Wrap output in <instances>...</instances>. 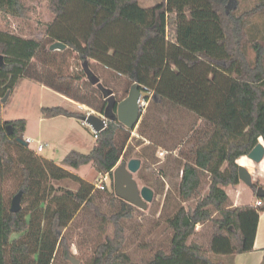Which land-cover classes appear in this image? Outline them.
Returning <instances> with one entry per match:
<instances>
[{
  "label": "trees",
  "instance_id": "trees-1",
  "mask_svg": "<svg viewBox=\"0 0 264 264\" xmlns=\"http://www.w3.org/2000/svg\"><path fill=\"white\" fill-rule=\"evenodd\" d=\"M242 3L163 0L142 7L139 0H47L55 19L47 24L45 35L50 42L65 43L63 50L47 51L42 39L0 30L4 56L0 66V264H56L60 250L68 262V230L79 213L113 226V235L99 241L82 264H225V257L254 249L264 197H259L261 204L231 206L225 189L241 182L239 159L248 156L260 138L264 140V26L251 19L256 15L264 19V0H251L241 10ZM0 11L29 20L34 9L26 0H0ZM47 52L45 64L54 63L56 52H74L85 65L92 60L113 71L115 78H125L130 87L137 82L141 89L148 88L155 108L184 109L199 121L190 156L180 152L177 157L181 176L176 185L178 203L166 219L172 232L169 249L156 250L148 261H134L125 249L123 219L133 216V205L106 188L102 191H108L112 206L118 200L124 205L108 214L97 200L96 185L72 171L92 163L99 174L109 173L114 184L119 162L148 158L146 149L137 157L132 155L130 143L137 125L129 129L118 120L122 99L113 96L110 106L107 98L112 95L103 88L106 96H98L101 101L96 106L108 124L89 153L71 150L64 157L65 166L19 141L24 140L26 119L2 117L1 99ZM47 72L53 77L45 84L67 94L54 82L59 72L50 68ZM83 103L94 108L91 102ZM42 113L45 118L65 115L83 120L86 116L62 105L43 106ZM9 177L23 191L26 204L17 212L11 211V193L3 189ZM68 178L79 183L77 190L49 183ZM204 178L209 180L205 195L201 194ZM257 187L255 182L254 192ZM170 198L168 192L166 204ZM191 199H196L194 206L183 204ZM206 222L212 224L208 244L190 241L197 226ZM105 229V224L100 225L103 233ZM14 234L22 235L12 239Z\"/></svg>",
  "mask_w": 264,
  "mask_h": 264
},
{
  "label": "rangeland",
  "instance_id": "rangeland-1",
  "mask_svg": "<svg viewBox=\"0 0 264 264\" xmlns=\"http://www.w3.org/2000/svg\"><path fill=\"white\" fill-rule=\"evenodd\" d=\"M139 1L142 7H153L163 0ZM26 2L34 9L32 18L26 20L9 16L0 11V30H8L24 37L42 39L46 42L48 51L53 42H50L51 39L46 37L45 30L47 24L55 19V15L50 12L47 0H26ZM250 3L251 0H243L241 10ZM261 17L256 15L251 19L264 26V19ZM45 54L34 60L28 75L20 78L10 91L5 102L2 103V117L5 120L26 119L27 127L24 138L32 137L40 140L45 144V149L39 155L65 166L64 157L71 150H78L83 153L91 151L96 142L92 126L84 123L81 119L65 115L45 118L42 107L62 105L84 114L92 112L103 115L96 106L101 101L98 96L102 95L103 98L106 96L102 91L103 88L108 90L109 95H112L107 98L110 102L109 105L112 106L114 97L121 100L128 96L130 85L124 81L125 78L119 77L120 80L115 78L118 76L113 71L92 60H89L88 65H85L74 52H56L54 53L55 61L50 64L49 62L45 64L43 57H47L49 53ZM48 68L59 72L60 77L56 76L54 82L61 86L67 94L60 93L45 84L47 79L53 77L47 72ZM78 75L80 78L77 77ZM93 76L97 78L96 83L92 80ZM63 96L64 98H62ZM84 101L94 104V108L83 103ZM196 122H199L197 117L184 109L173 108L170 105L155 108L151 98L147 110L141 114L137 127L132 133L134 136L130 143L133 146L132 155L137 157L146 149L148 156L144 162L141 160V168L134 174V177L140 188L149 186L154 190V198L148 203L146 209L133 205V216L123 219L127 229L125 249L134 261H148L156 250L160 248L169 249L172 232L166 219L178 203L176 185L181 176L177 157L180 152L190 156L191 139L194 136ZM140 133L147 136V139H142ZM29 146L31 149H35L37 144L34 143ZM72 171L95 185L104 183L109 191L114 190L115 192L111 176L105 179L103 177L105 174H99L92 163L82 165ZM142 175L143 178L140 177ZM49 183L55 188L72 190L79 188V183L69 178L58 181L50 180ZM208 184V178H204L201 194L207 193ZM246 186L245 188H248V185ZM231 188L228 186L229 192L233 195ZM3 189L11 193L12 204L13 197L19 192L15 187L13 177L7 179ZM96 189L97 200L101 204V208L108 214H112L120 206H124L119 200L116 201L117 206H112L108 191H102L97 186ZM168 192H171V198L166 204ZM246 198L244 193L241 201H246ZM195 203L196 199L183 202L185 206H194ZM25 205L22 201V207ZM102 224L106 225V233L100 230ZM68 231L70 255L78 258L79 264H82L90 258L99 241L104 240L106 235H113V226L109 222H102L93 216H83L82 213H79L69 226ZM21 235L14 234L12 239L19 238ZM211 235L212 224L206 222L197 226V231L190 238V241L193 240L206 245ZM56 264H72V262L70 260L65 261L60 250Z\"/></svg>",
  "mask_w": 264,
  "mask_h": 264
},
{
  "label": "water",
  "instance_id": "water-1",
  "mask_svg": "<svg viewBox=\"0 0 264 264\" xmlns=\"http://www.w3.org/2000/svg\"><path fill=\"white\" fill-rule=\"evenodd\" d=\"M50 50H63L67 48V45L62 41H54L50 45ZM4 65V56L0 54V66ZM94 83L97 82L95 76L92 77ZM10 91L1 99L2 103L5 102ZM111 93V92H110ZM141 97L149 98L150 93L148 91L142 90L140 85L135 82L130 87L128 96L122 99L117 105V118L124 124L127 128H134L139 118L142 114V110L139 105V99ZM88 123L98 132L102 131L105 128L104 119L101 115L91 113L88 116ZM11 129V127H8ZM20 142L26 143L25 140L19 139ZM27 144V143H26ZM253 162L259 163L264 159V144L259 142L248 154ZM141 168V160L139 158H131L129 161H121L116 166L114 170V188L115 194L119 198L125 200L126 202L138 206L142 209H146L148 203H150L154 198V190L149 186L139 187L137 180L134 177V174L138 172ZM239 178L240 181L246 185L252 187L253 177L250 171L244 165H239ZM256 195L258 197H264V187L258 186ZM22 197L23 191L20 190L12 199L11 211L17 212L22 208ZM68 259L72 264H79L80 260L75 256L68 255Z\"/></svg>",
  "mask_w": 264,
  "mask_h": 264
},
{
  "label": "crops",
  "instance_id": "crops-1",
  "mask_svg": "<svg viewBox=\"0 0 264 264\" xmlns=\"http://www.w3.org/2000/svg\"><path fill=\"white\" fill-rule=\"evenodd\" d=\"M251 56H254V52H251ZM62 98H64V96ZM259 142L264 144L263 138H260ZM238 163L247 167L252 174L254 183L256 182L258 183V186L264 187V159L261 162L256 163L248 158V156H243L239 159ZM245 186L246 184L242 181L236 186H231L233 195L229 192L228 186L225 187L230 197L231 206L257 204L259 197L256 195V192H254L252 187L248 186V188H245ZM244 193L247 196L246 201H241ZM224 261L225 264H264V211L260 214L254 249L250 252L225 257Z\"/></svg>",
  "mask_w": 264,
  "mask_h": 264
},
{
  "label": "built area",
  "instance_id": "built-area-1",
  "mask_svg": "<svg viewBox=\"0 0 264 264\" xmlns=\"http://www.w3.org/2000/svg\"><path fill=\"white\" fill-rule=\"evenodd\" d=\"M142 90L148 91V92L150 93V97H149V98L141 97V98L139 99V105H140V108H141L142 113H143L144 111L147 110V108H148V106H149V104H150V101H151V98H152V92H151L148 88H144V89H142ZM91 113H92V112H88V113L86 114V116L83 118V122H84V123L89 124V123H88V116H89ZM101 117L104 119V124H105V127H106L107 124H108V121H109V120H108V118H107L105 115H101ZM89 125H90V124H89ZM90 126H91V125H90ZM92 129H93L94 136L97 138L99 132L96 131L93 127H92ZM24 140L26 141V143H27L28 145L36 143L37 146H36V148L34 149V151H35L36 153H38V154H39L40 152L44 151V149H45V144H43L40 140H36V139H34V138H32V137H26V138H24ZM109 176H110V174L107 173V174H105L103 177L106 179V178H108ZM96 186H97L98 188L102 189V190L106 189V184H104V183L96 184ZM261 203H262L261 200H259V201L257 202V204H261Z\"/></svg>",
  "mask_w": 264,
  "mask_h": 264
}]
</instances>
